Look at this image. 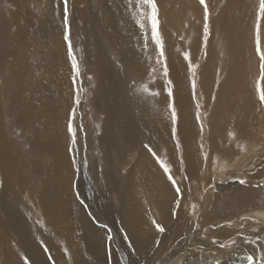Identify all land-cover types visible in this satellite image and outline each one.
Segmentation results:
<instances>
[{"label": "bare ground", "instance_id": "bare-ground-1", "mask_svg": "<svg viewBox=\"0 0 264 264\" xmlns=\"http://www.w3.org/2000/svg\"><path fill=\"white\" fill-rule=\"evenodd\" d=\"M86 1V9L83 10L81 18L82 34L85 36L82 58L86 65L92 67L91 71L97 76L94 104L106 115L103 125L104 134L100 144L104 155L102 156L103 166H98V159L92 160L94 166L90 177L77 163L78 158L69 156L72 154L70 150L72 144L68 136L63 133L67 120L66 115L73 102L72 95L75 93L72 83L74 73L69 64L68 47L63 40L66 31V26H64L66 22L63 18L64 1L0 0V73L4 75L5 72L11 71L12 83L11 90H7L5 89L6 82H0V264H28L30 260H26L29 254H33L31 257L35 260V264H109L110 259L106 260L103 249H107L105 245L108 239L117 236L116 228L122 229L120 226L124 227L128 233L125 239L130 242L129 247L135 245L134 247L139 249L141 247L152 249V253L148 256L139 255V252L132 256L130 254L129 264H169L179 253L184 252L190 255L189 259H195L194 262L200 259L209 261L214 258L212 264H263L256 257V249L253 245H246L242 249L232 251H228L222 245L235 240L240 245H244L250 241L248 236L264 235V183L262 184L259 180L264 179V163L255 170L252 169V172L242 174V180L246 183L239 185L234 192L222 188L217 190V193L208 195L209 197L205 199L208 212L201 219L202 228L196 231L194 229L197 216L193 214H197V202L201 195L197 201L192 202V211H188L192 214V218L187 215L168 219L172 227L168 225L167 231L169 229L170 231L160 238L159 209L154 208L155 219L150 218L146 212V205L149 201L154 199L156 206H159L161 202L164 205L161 222L164 221L169 214V203L166 201L168 196H171L173 191L175 195L185 198L184 196L194 190L193 178L200 173L199 162L194 157L193 148L188 147L182 139V137L191 138L193 128L186 130L181 128V125L179 126L180 111L189 112L191 105L195 103L193 101L194 103L191 104L193 94L189 95L187 78L191 79V82L192 80L196 82L198 77L199 72L193 71L191 74L188 69L199 61V38L190 39L187 35L195 29L196 18H202L200 14L193 10L194 8H189L190 18L186 23L187 27L182 30L187 36L184 37L186 38L184 45L186 44L187 47H180L182 49L180 55L181 53L190 54L191 61L187 58L189 67L183 57L169 50L166 64L172 79L171 88L174 87L171 92L172 104L177 109L175 118L171 114V122L162 113L159 122L158 115H153L149 109L153 101L159 98L156 94L157 92L159 94V81L156 80L153 85H144L146 87H141V91L138 89L143 84L141 79L145 76L152 59L151 44L148 43L146 36L145 16L148 7L137 5L136 0H132L131 3L129 0ZM2 2L8 3L10 7L5 13L10 15L11 32L7 31V20L1 13ZM234 2L238 4L239 1L234 0ZM239 3V6H247V11L239 12L243 17L233 23L235 27L228 18L232 9H237V5L231 9L233 7L231 4L229 10L221 11L214 17L213 30L227 25L230 32L235 35L236 27L241 29L244 21L251 27L257 14L256 7L252 4L253 0H240ZM141 23L144 25L143 28H141ZM159 25L158 23V29ZM176 38H178L177 35ZM177 41V39L173 41V47L178 44L182 46L181 42ZM249 41L252 42V38ZM217 44V46L220 45L219 41ZM249 48H251V43ZM208 51L207 54L203 55V51L201 53L203 56L200 55L202 56L200 58H202L203 73L207 72L208 66L216 67V60H211ZM249 51L229 63L228 68L224 66L227 69V79L223 80L219 91L215 94L211 88L214 86L208 85L214 80L213 73L208 72L209 78L204 76L207 78L205 84L208 86L203 84V88L200 89L203 102L214 94V97L207 100V102L211 101L208 111L212 115V123L209 124L215 123L216 125L221 116L218 117L220 110H216L217 112L213 110L215 107L213 99L218 100L216 105L222 108H225L227 104L235 109L233 111L235 114H233L231 110L225 108L224 111H228L227 121H225L226 124L224 122L220 125V130L218 129L217 132L207 130L206 134L203 130L205 126L200 129L201 138L203 136L200 146L203 150L209 151L206 162L208 164L212 156H215L211 155L215 154L212 151L218 148L223 150L222 160L225 162L234 155V153H228V149L223 147L227 138L225 131L227 129L229 131L231 126L239 124L244 126L245 131L251 132L246 126L249 122L248 116L252 110L257 111L259 103L253 88L256 74L247 64ZM35 59H38L37 62L34 61ZM187 72L188 75H186ZM148 90L151 91L150 96L143 93ZM194 90L196 92L197 88ZM23 95H27L25 99ZM166 99L170 98H165L163 95V103H167ZM201 105L206 111V104ZM219 113L221 114V111ZM9 114L15 118L12 119L14 121L13 132H17L15 125L18 127L19 123L31 124L34 128L29 133V153L35 157L48 156L50 158V165L44 170L37 166L35 175L28 174L26 177L19 175L16 164L19 160L16 153L20 150L24 153V150L16 147L11 141L14 138L11 135L13 133H11V126L8 128L4 122ZM44 117L47 124L35 129V124H40ZM192 117L188 118L193 119ZM172 125L174 133L177 134L174 140L177 139L182 160L181 169H179V158L177 159L179 155L176 158L173 156L172 170L178 168L181 172L167 173V177L171 175L174 180H177L176 177L179 178L175 181L176 185H173V188L172 180L163 176L166 173L161 171L162 168L160 169L159 164L152 158V153L160 145L159 143L163 144L169 139L170 134L168 133ZM215 125L212 126L215 127ZM26 133L28 132H23L20 138L27 139ZM259 133V142L244 144V151L240 149L243 151H241L242 154L235 155L236 162L241 161L251 150H254V145L263 144L264 127L257 133L253 132L252 135L258 137ZM194 147L197 149L199 146L197 147L196 144ZM133 151L137 152L138 159L132 164L130 171L126 175L121 171L118 172V166L121 170L123 168L121 162H125V155ZM74 153L77 154L75 147ZM25 157L29 162L28 156ZM40 162L43 161L36 160L37 165ZM223 169H226V165L217 174H225ZM205 172L199 178L200 183L207 181ZM213 174H215L214 171ZM34 176L41 178L35 180ZM85 178H90V180L87 182ZM93 186L97 187L95 192L98 199L99 196L108 197L104 205L91 204L94 209L97 208V214L87 202L88 196L84 190L92 189ZM177 186L180 189L179 192L176 191ZM108 193L120 196L118 199L119 204L123 203L122 211L120 208L106 209L109 203ZM34 199H36L35 203H33ZM101 209H103L102 213L99 211ZM219 218L229 221L218 224ZM124 222L130 228L125 227ZM209 223L213 224V229H209L210 235L220 239L203 238V228ZM223 224L225 226L221 227L220 225L223 226ZM105 226H110V229L106 230ZM245 226L247 229L244 231L242 227L245 228ZM257 229L263 232L259 233ZM241 230L244 232L242 233ZM119 238V236L115 238V241L119 242ZM216 241L219 242L216 243ZM261 245H264V241ZM198 246L205 248L208 253L204 254L197 250ZM1 251H4L5 255ZM113 253L117 255L114 248ZM121 255L124 254L121 253ZM3 258L6 259L2 262Z\"/></svg>", "mask_w": 264, "mask_h": 264}, {"label": "rangeland", "instance_id": "rangeland-1", "mask_svg": "<svg viewBox=\"0 0 264 264\" xmlns=\"http://www.w3.org/2000/svg\"><path fill=\"white\" fill-rule=\"evenodd\" d=\"M235 1L240 2V0H235ZM155 2L157 4L158 10H159L158 13H159V24L160 25H159L158 31H160L159 35L161 37L162 50H163L164 55L163 56L160 55L161 47L159 45H157L155 40H153V38H152V28H151V22H150V8L147 6L148 8L146 9L147 12H146V16H145L146 26H147V35L146 36H147V41H149L148 43L151 44V48L153 50L151 49L152 52H150V54L152 53V55H151L152 59L150 60L149 67L147 68V70L145 72L146 73L145 76L143 77V79H141L143 84H142V86L138 87V89H139V91H141V87L142 88L146 87L144 85H146V84L147 85H153L156 80L159 81V94H158V92L156 93L159 96V98L155 99L153 101L151 107L149 108L150 111H152L153 115H155V114L158 115L159 122L161 121V113L165 116V118L168 119V121L171 122V119H172L171 114L173 115L172 111H173V109L174 110L177 109V107H174L172 104V99H171L172 95L171 96L169 95V92H172L174 90V87L171 88L172 79H171V76H170L169 71H168L169 67L166 64V62H168L166 60L169 58V50H172V52H174L176 55H177V53H178V55H180V52H182V49L180 47H183V48L187 47L186 44L184 45V42L186 41V38H184V37L188 36V37H190V39H194L195 37L199 38L198 39V42H199L198 60L199 61L195 62V64H193L192 67L190 68L188 66L189 65L188 61H191L190 54L187 53L188 54V56H187V54L184 55V53H181V55H180L181 58L182 57L184 58V62L189 67L188 71L191 74L193 71L199 72V73L197 74L198 77H197L196 82H193V80L191 82V79L187 78L189 80V91H188L189 95H190V93H191V95L193 94L191 104H193L194 102L195 103L193 105H191L189 112H186L183 110L180 111L179 116H180L181 121L179 120V126L181 125V128H184L186 130H187V128H193V135L191 136V138L182 137V139L187 144L188 147H190L191 149L193 148L192 150H193V153L195 154L194 157L199 162L200 173L198 174V176L196 175L193 178L194 190L190 191L186 195L187 197L186 196H184L185 198H182L181 196L179 197V196L175 195V193L173 191H172V195L171 196L169 195L170 197L168 196L166 201H168L169 207H170V205H171V207L170 208L168 207L169 214L166 216L168 218H166L164 221L161 222V219H162L161 215L163 213L162 207H164V205L161 202L159 203V206L158 205L156 206L154 199H152L146 205V212L149 214V217L152 219H155V217H156L155 216L156 211L154 208L156 207L157 209H159V213H160V216L158 218L159 224L161 225L160 228L164 229L163 232L159 231V238H160V237H163L164 234H167L170 231V229L167 231L168 225H170L168 219L171 220L173 217H183V216H187V215L190 216V218H192V214L188 213V211H192L193 206L191 204L193 201H197L199 199L200 195H201V198L197 202L198 205L196 207L197 208V214H193L194 216L195 215L197 216V217L195 216L197 222L195 221L196 227L194 230L196 231L197 229L202 228V220L201 219L204 216H206V214L208 212V211H206L207 210V208H206L207 202H205L206 201L205 199H207V197H209L208 195H210L211 193H217V190L219 191L222 188L226 189L229 192H234L235 189L238 188L239 185H241L240 181L243 179V175L248 174L252 169L255 170L259 165L264 163V147H263L264 142L262 145L261 144L258 146L254 145L253 146L254 150H251V152L249 154H247V156H245L241 161L236 162L237 158L235 156L236 154L237 155L242 154L241 151L242 150L244 151L243 146H244V144H247V142L254 144L255 141H256V143H258L260 140V133H259L258 137L254 134L252 135V133L253 132L257 133L261 129H263V127H264V119H263L264 118V102L260 101L259 92H258V88L264 89V81H263V84H261V81H262V80H260V77H261V69H260L261 61H260V57L256 51V25H257V20H258L259 0H253V3H252L256 7L257 14L255 15V18L252 21L251 27H249L244 21V23L241 24V27L243 26L241 29H240V27H236L237 32L235 35L230 32V29L228 28L227 25L221 26V28H219L220 27L219 26L217 29L213 30V26H214L213 25V19H214V17H216L218 15L219 12L226 11V9L229 10L230 9L229 6H231V4L233 5V7H231V9L234 8L236 5H237V9L236 8H235L236 10L232 9V13L229 15L228 20L233 24L235 21L242 19L243 16L240 15L239 12L247 11V6H242V5L239 6V4H240L239 2H238V4L237 3L235 4L234 0H205V3L207 4V7H208V16H210V17H207V19H205L204 6L200 3V0H155ZM86 3H87L86 0H67L68 12H67V20H65L66 24L64 25V26H66V31H65V36H64L63 40H64V43L67 47H68L69 40L71 42L72 51H73V54L75 55V58L78 62V66H79V75H77L75 70L72 68V60L70 58V61H69L70 68L73 70V73H74L72 83L74 84V92L75 93L72 95L73 102H72L71 108L69 109V111L66 115L67 120L65 123L63 133L68 136V138L70 139V142L72 144V147L70 149L72 154H70V155L68 154V155L70 157H73V158L77 157L78 158L77 163L80 165V167L84 171V173L85 174L87 173L86 175L90 177V176H92L91 172H92V168L94 166L92 164V160L98 159V161H99V162H97V164H99L98 166L99 167L103 166L104 158L102 156H104V155H103V151L100 148V144H101V137L104 134L103 125L106 121V115L103 111L97 109V107L94 104L95 89H96L97 82H98L97 76L91 71L92 67L86 65L83 62V58H82L83 53H84V47H85V45L83 43L85 36H84V34H82L83 33L82 32L83 22H82L81 18L83 16V10L86 9V5H87ZM7 4L8 3L2 2L1 13L5 17V19L7 20V27H6L7 31L11 32L12 28H11V25L9 22L10 15H7L5 13V11H7L10 8L9 5H7ZM189 8H194L193 10H196L202 18H198V19L196 18L197 25H196L195 29L193 30L192 33H189L186 36V34L182 32V30L187 27L186 23H188L187 22L188 18H190L189 17L190 16ZM237 10H238V12H237ZM63 18H65V12H64ZM249 24H250V21H249ZM259 24H260V29H259L260 47H261V51H264V18H261L259 20ZM233 26H234V24H233ZM205 28H207V30H208L207 32L205 31ZM176 35L178 38H176ZM66 36L68 37L67 40L65 39ZM175 38L178 40L177 41L178 43L181 42L182 46H180V44H178V43H177L178 45L176 47L172 46L173 41L176 40ZM251 38H252V42L249 41ZM218 41L220 44L219 46H217ZM221 42H223V43H221ZM214 43H216L217 45ZM240 43H243V44L240 45ZM250 43H251V48H249ZM163 46H164V48H163ZM220 47H221V49H220ZM208 50H210V51H208ZM207 51L210 52L211 60L212 61L216 60V62H215L216 67L208 66L207 72L203 73L202 72V66H203L202 58H200V57L205 55V53L207 54ZM246 51H249V53L247 55V64H248L249 68L253 69L255 74H256L255 85H253V88L255 89L254 90L255 95H256L258 103H259V108H256L257 111L252 110V113H250V116H248L249 122H247L246 126L251 131L250 132L251 134L248 133V131H245L243 129L244 126H242V125L240 126L239 124H236V125H233L234 127L231 126L229 128L230 129L229 131H227L228 129L225 131L227 138L225 139L223 147L225 149H228V151H227L228 153H230V154L234 153V155L232 157H230L227 160V162H225L222 160V158H223L222 151L223 150L222 149L219 150V148H218V150L216 149L217 151L216 150L215 151L213 150L214 152L212 151V153H215V154H211V155H215V156H212L211 162L208 164L206 162L208 159L207 155H209V151L203 150V148H201V146H200L201 139H203V136L201 138L200 129L202 126H205V127H203V130H204V133H206V134H207V130H208V132L211 130H214L215 132H217L218 129L220 130V125L224 124V122L227 121L226 118L228 117V115H227L228 111L225 112L224 111L225 108L231 110L232 112L235 109L227 106V104L225 105V108H222L218 104L216 105L218 100L213 99L212 102H213V105H215L213 110H215V111L220 110L221 111V114L219 113L220 111H218V117H219V115H221V116L217 120V123L218 122H220V123H218V124L216 123V125H218V126H216L215 123L209 124V123H212V115L208 111L210 108L209 103L211 101L207 102V100L209 101L210 97L211 98L214 97V94L219 91V87L224 82L223 80L227 79V77H226L227 69L226 68H228L229 63L237 60L238 56H243V53H245ZM29 54H30V52H29ZM200 55H202V56H200ZM187 58L188 59L190 58V59L188 60ZM37 60L38 59H35L34 61L37 62ZM7 63H9V62H7ZM222 63H223V65H221ZM208 72L213 73V78H214L213 81L214 82L212 81V82L208 83V85L214 86V87H211L213 89L214 94L212 96H209V98L205 99L206 101L203 102V96H200V95H202L200 89L203 88V84H205L206 79L209 78ZM3 73H4V71H3ZM5 73H4V75H1V73H0V82L1 81L6 82L7 86L5 89L11 90V87H12L11 71L7 72L6 74ZM9 73H10V76H9ZM186 75H188V72ZM204 76H206L207 78H205ZM8 77H9V80H8ZM219 77H221V78L219 79ZM193 85L195 87H193ZM208 85H206V86H208ZM195 88H197V91H196L197 97L195 95V93H196L194 90ZM4 93L7 95V91H5ZM143 93H145L149 96L151 95L150 90H148L147 92L143 91ZM163 95H165V98H168V97L170 98V99H166L167 103H163ZM26 96L27 95H23V98L25 99ZM199 97H200V99H198ZM158 100H159V103H157ZM202 103L206 104V106H207L206 111H204L205 109H204V106L201 105ZM213 110H212V112H213ZM233 114H235V112H233ZM181 115H184V116H181ZM7 116L8 117H6L4 122H6L5 124H6V126H8V128H9V126H11V133H12L14 131L13 130V127H14V123H13L14 121L13 120L15 118L11 114H9ZM190 116L191 117L193 116L192 118L194 119V122H193V119H189V118H191ZM259 118H260V120H259ZM45 120H46V118L44 117L42 119V121L40 122V124L36 123L35 129L38 127H44L43 125L46 123ZM189 120H191L193 123L191 122L192 123L191 124ZM180 122H183V123L181 124ZM70 123H71L72 127L76 130L75 142H73L72 134L69 132V124ZM183 124L186 125V127H184ZM225 124H226V122H225ZM212 125H215V127ZM15 127L18 130H17V132H13L11 134L12 137L14 136V138L11 139V141L16 147H19V148L24 150V153L22 150H20L19 152L16 153L17 159L19 160V161H16L17 167L19 169L18 170L19 175L24 176V177H26V175H28V174L29 175L30 174L35 175L37 166H40V168H43L42 170H44L46 167H48L50 165V162H51L50 158L48 156H43V157L37 156V157H35L34 155L29 153V151H28V148H29L28 140L30 137L29 133L32 130H34V128L32 127L31 124L27 125V124L19 123L18 127L16 125H15ZM194 129H195V131H194ZM170 130H169L170 132L168 133V134H170L169 139L166 141L167 143L166 142H163V144L159 143L160 145H158V147H156V149H154V151L152 153L153 160L159 164V168L160 167L162 168V169L161 168L160 169H161V171H163L164 174H165V171H164V168L161 166V162H163V164L168 166L169 173L170 172L173 173V171L178 173L179 169H181L180 164H182L180 147L177 145L178 144L177 139H176V141L174 140L175 136H177V134L174 133L173 125L171 126ZM198 130H199V132H198ZM25 131L28 132V133H26L27 139L20 138V135ZM199 133H200V135H199ZM196 138L199 140V142H198V140H196ZM25 140H27V141H25ZM196 144H197V147L199 146L197 149L194 147V145H196ZM74 147L77 149L76 155L74 153ZM241 148H242V150H240ZM178 149H179V151H178ZM203 151H205V152H203ZM135 152L133 151L132 153L125 155V159H126L125 162L124 163L121 162L123 168L121 170V169H119V166H118V170H119L118 172L121 171L124 175H126L128 173V171H130L132 164L136 161V159H138L137 158V152L136 153ZM257 152H259V153H257ZM254 153H257V154H254ZM26 155L28 156L29 162L27 161V159L25 157ZM41 155H43V154H41ZM177 155H179V156L177 157ZM173 156L175 158L177 157V159L179 158L178 159L179 169L176 168L175 170H172V166L174 165V163L172 161ZM215 158H216V160H215ZM36 160L37 161L42 160L43 162H40L39 165H37ZM72 161L74 162V159ZM225 165H226V169L222 170V171H225L224 172L225 174H222V175L217 174L221 171L220 169H222ZM202 166H204V167H202ZM100 170H101V168H100ZM213 171L215 172V174H213ZM180 172H181V170H180ZM204 172L207 173V178H206L207 181L200 183L199 178H200L201 174ZM166 174L163 176L164 177L166 176V178L169 179V177H167L168 174L167 175ZM179 177H180V175H179ZM40 178H41L40 176H34L35 180H39ZM176 179L177 180H175V181L179 180L178 177H176ZM209 179L211 180L210 182H209ZM0 180H1V177H0ZM89 180H90V178H85V181L88 182ZM259 180H261L262 184L264 183V179H259ZM0 184H1V181H0ZM169 184L171 187V183H169ZM172 188H173V184H172ZM90 189L89 190L84 189V190L86 191L87 196H88V198H86L87 202L90 203L91 207H92V205H91L92 203L93 204L96 203V205L98 203L104 205V203L107 202L108 197L99 196V199H98V195L95 192V190H97L96 186H93V188L91 190ZM108 195H109V203H108V206L106 207V209L120 208L122 211L123 210V203L119 204V199H118L120 196L117 194L112 195L110 193H108ZM188 197H190V198H188ZM82 198H83V196H82ZM179 199H180V201H179ZM177 200H178V202H177ZM25 202H26V198H25ZM35 202H36V199H34L33 203H35ZM189 202H191V203H189ZM27 205L29 206V204H27ZM189 206L191 208H189ZM92 210L95 212V214H97V212H98L97 208L94 209L92 207ZM99 211L102 213L103 209H101ZM149 211H150V213H149ZM223 218L218 219V220H220V221H218V224H222L225 221H229V220H226ZM216 222L217 221H215V223ZM198 224H199V227H197ZM211 224L212 223H209V224H207V226H205V228H203V231H204V233L202 235L203 238H213V240L220 239V238H217L216 236L214 237V236L210 235L209 229H213V224L212 225ZM171 225H170V228L172 227ZM124 226L127 228L129 227L126 222H124ZM220 226L224 227L225 224H223V226L222 225H220ZM120 227L122 229L116 228L117 236L111 237L110 239L107 240V243L105 245V247L107 249L106 250L103 249L104 250L103 254H104L106 260L108 261L110 259V261H111V262L108 261L109 264H111V263H113V264H116V263L117 264H124L125 263L126 264V262H128V259H130L129 258L130 254L132 256V255H134V253L139 252L138 253L139 255L148 256L152 253V249H150V248L141 247L139 249V248L134 247L135 245H133V246L130 245V247H129L128 243H130V242H128L125 239L126 237H128V233L126 232L124 227H122V226H120ZM105 229L109 230L110 226H105ZM245 229H247L246 226H245V228L242 227V230L245 231ZM242 230H241V232L243 233L244 231H242ZM257 231L259 233L263 232V231H261V229H257ZM118 236L120 237L118 240L120 243L115 241V238H117ZM263 237H264L263 234L259 237L248 236V240H250L251 242L248 241V243H245L244 245H240L235 240L231 243L226 242L222 246L226 247V249L228 251H232L234 249L237 250L238 248L242 249V247H245L246 245L247 246L253 245V247H255V249H256V257L258 258V260H260L261 263L264 264V245H261V242L264 241ZM120 239H121V241H120ZM218 242L216 241V243H218ZM123 243H125V245ZM149 243L151 244V242H149ZM107 245H108V247H107ZM109 247L110 248L112 247V249L110 250ZM123 247H124V249H120ZM113 248L116 250L117 255H115L113 253ZM196 249L199 250L200 252L204 253V254L208 253L206 251V249L201 247V246L196 247ZM1 250H3V249H1ZM125 251H126V253H125ZM1 252L3 255H5L4 251H1ZM121 253L124 255H121ZM126 255H127V257H126ZM0 256H1V253H0ZM31 256L33 257V254H29L26 261H28V259H29L30 262H28V264H35L34 263L35 260L32 259ZM164 256H166V255H164ZM189 258H190V255L186 254V252L179 253V255L173 261H171V263H169V264H212L213 263L212 260L214 259V258H212L209 261L208 260L206 261V259H200V260L194 262L195 259H189ZM4 259H6V258H3L2 262L4 261ZM158 260H159V257H158ZM128 264H129V262H128Z\"/></svg>", "mask_w": 264, "mask_h": 264}, {"label": "snow or ice", "instance_id": "snow-or-ice-1", "mask_svg": "<svg viewBox=\"0 0 264 264\" xmlns=\"http://www.w3.org/2000/svg\"><path fill=\"white\" fill-rule=\"evenodd\" d=\"M132 0H129V3H131ZM137 5H146L150 8V22H151V28H152V38L153 40H155V42L157 43V45H159L161 47V52L160 55L163 56V50H162V41H161V37L159 35L158 32V7L157 4L155 2V0H136ZM200 3L204 6V11H205V19H207L208 17V7L207 4L205 3V0H200ZM64 12H65V20H67V12H68V7H67V0H64ZM261 18H264V0H259V9H258V20H257V25H256V51L260 57V69H261V77L260 80H264V51H261V47H260V35H259V29H260V24H259V20ZM144 25L143 23H141V28H143ZM205 31L207 32V28H205ZM65 39L67 40L68 37L66 36ZM68 52H69V56L72 60V68L75 70L76 74L79 75V66H78V62L75 58V55L73 54L72 51V45L71 42L69 40L68 42ZM193 87H195L193 85ZM258 92H259V99L261 102H264V89H259L258 88ZM169 95L171 96L172 93L169 92ZM74 115V114H73ZM173 117L175 118V110L173 109ZM69 132L72 134L73 137V142H75V135H76V130L72 127L71 123L69 124ZM161 166L164 168L165 173H169V168L167 165L163 164V162H161ZM169 179L172 180L173 185H176V182L174 179H172L171 175H169ZM241 184L246 183V181L241 180L240 181ZM176 191L179 192L180 189L177 186L176 187ZM159 228V226H158ZM159 231L163 232L164 229L163 228H159Z\"/></svg>", "mask_w": 264, "mask_h": 264}]
</instances>
